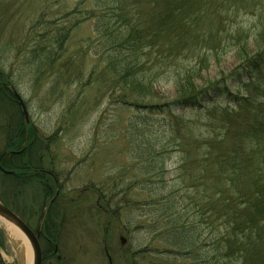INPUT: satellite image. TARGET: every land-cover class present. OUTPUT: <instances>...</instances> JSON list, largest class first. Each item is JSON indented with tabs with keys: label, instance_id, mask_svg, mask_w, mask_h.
Masks as SVG:
<instances>
[{
	"label": "trees",
	"instance_id": "1",
	"mask_svg": "<svg viewBox=\"0 0 264 264\" xmlns=\"http://www.w3.org/2000/svg\"><path fill=\"white\" fill-rule=\"evenodd\" d=\"M74 2L59 19L31 24L19 45L1 42L0 131L6 145L0 172L9 178L4 182L20 184L30 176L35 191L47 194L50 181L29 173L37 165L11 160L49 146L28 128L8 86L15 88L8 61H19L11 52L23 54L21 63L33 67L35 76H45L43 67L60 61L70 34L91 21L93 38L87 42L97 66L85 80L81 72L66 76L60 70L58 80L72 77L68 83H83V90L96 78L112 103L126 112L134 109L124 129L131 137L135 133L144 176L162 185V156L177 158L169 186L156 183L154 200L145 203L155 208L148 232L163 247L153 248L151 258L147 249L136 253L154 260L170 255L182 264H264V0ZM4 28L0 23V36ZM250 39L261 44L254 53L247 50ZM231 52L239 59L233 71L205 86L195 83ZM160 83L173 85L177 98L139 105ZM12 191L0 200L24 220L26 200ZM113 198L99 195L97 201L109 210ZM36 199L30 203L40 207Z\"/></svg>",
	"mask_w": 264,
	"mask_h": 264
},
{
	"label": "rangeland",
	"instance_id": "2",
	"mask_svg": "<svg viewBox=\"0 0 264 264\" xmlns=\"http://www.w3.org/2000/svg\"><path fill=\"white\" fill-rule=\"evenodd\" d=\"M74 5V0H0V16L3 18L0 23L5 27L0 36V44L4 42L12 46L19 45L25 39L31 24L59 19L70 12ZM34 36L35 34L30 35V39ZM89 38H93L92 22L84 21L70 34L60 61L43 67L46 74L50 72L49 77L46 74L42 77L37 74L35 76L33 67L23 66L21 63L23 54L11 52L19 61L11 57L8 61L9 68L7 66L5 69L8 68L13 74L15 88L8 85L10 82L4 77L8 82L6 84L24 104L28 128L35 129L36 137L49 143L48 147H33L21 160L17 161L15 155L11 160L38 166L42 155L36 152H42L43 161L39 165L57 173L64 189V210L67 212V222L58 240L59 253L71 261L69 264H182L179 259L170 255L156 256L154 260L143 259L142 255L136 253L138 250L147 249L150 251L147 256L151 258L153 248L156 250L163 247L148 232L155 216V208L146 206L145 203L154 200L156 183L158 187L169 186L176 167V156H162V185L158 178L144 176L140 169L141 161L135 153V133L131 137V131L124 129L134 109L126 112L112 103L106 96L104 84L96 78L83 90H80L83 83H68L72 77L58 80L59 70L66 76L81 72L82 79L85 80L92 66H97L98 60L90 48L91 43L87 42ZM260 45L250 39L247 50L254 53ZM1 46L2 44L0 50ZM238 63V56L231 52L217 64H212L202 73L203 80L195 83L205 86L219 81L233 71ZM99 65L102 66V63ZM3 72L7 75L4 70ZM176 98L173 85L160 83L139 105L168 103ZM15 100L18 102L16 97ZM4 135L5 132L1 129L0 155L6 145ZM139 141L137 138L138 143ZM153 155L159 156L158 153ZM2 177L0 172V197L6 200V193L15 189L16 193L12 191V196L15 194L19 201L26 200L28 211L32 206L28 199L34 195L33 191L36 189L33 182L11 184L4 182L9 178L4 180ZM17 191H22V195L17 194ZM167 192L164 189L163 194ZM99 195H104L108 201L115 196L112 199L114 205L109 210L105 209L97 201ZM0 202L5 203L1 200ZM97 203L99 206L101 204L100 211L104 214L98 212ZM159 251L160 249L156 252ZM23 262L22 240L8 235L0 228V264Z\"/></svg>",
	"mask_w": 264,
	"mask_h": 264
},
{
	"label": "flooded vegetation",
	"instance_id": "3",
	"mask_svg": "<svg viewBox=\"0 0 264 264\" xmlns=\"http://www.w3.org/2000/svg\"><path fill=\"white\" fill-rule=\"evenodd\" d=\"M24 119L27 124L28 119L25 117ZM40 161H43L42 156L38 162V166L32 168L29 173H36L49 178L50 181L45 184L48 188L47 194H44V189L40 190L41 192L33 191L34 195L37 197L36 200L40 201L41 206H30L24 215V221L33 233L38 234V242L42 253L41 264H69L71 261L66 260L59 253L58 244L61 230L67 222L65 217L67 212L64 210L65 203L63 202L64 189L57 178V173L53 172L51 169L43 168L42 165H39L41 163ZM31 180L29 176L27 181L30 182ZM46 181H48V179ZM82 192L83 190L80 194ZM34 195L28 199L29 202H31Z\"/></svg>",
	"mask_w": 264,
	"mask_h": 264
},
{
	"label": "water",
	"instance_id": "4",
	"mask_svg": "<svg viewBox=\"0 0 264 264\" xmlns=\"http://www.w3.org/2000/svg\"><path fill=\"white\" fill-rule=\"evenodd\" d=\"M19 105L23 110V114L26 118L27 113L21 99L15 94ZM0 220L12 225L26 241L28 242L29 249L32 254V264H41V249L38 242V234L33 233L29 227L23 222V220L17 216L13 211L7 208L0 202Z\"/></svg>",
	"mask_w": 264,
	"mask_h": 264
},
{
	"label": "bare ground",
	"instance_id": "5",
	"mask_svg": "<svg viewBox=\"0 0 264 264\" xmlns=\"http://www.w3.org/2000/svg\"><path fill=\"white\" fill-rule=\"evenodd\" d=\"M0 228L5 231V233H8V235H14L15 237H18L22 240L23 243V249H24V262L23 264H32V254L29 249V246L27 244V241L24 240V238L19 234V232L10 224L0 220Z\"/></svg>",
	"mask_w": 264,
	"mask_h": 264
}]
</instances>
